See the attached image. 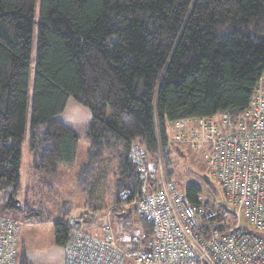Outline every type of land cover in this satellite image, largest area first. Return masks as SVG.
Returning <instances> with one entry per match:
<instances>
[{"label": "trees", "instance_id": "trees-1", "mask_svg": "<svg viewBox=\"0 0 264 264\" xmlns=\"http://www.w3.org/2000/svg\"><path fill=\"white\" fill-rule=\"evenodd\" d=\"M35 1L0 0V215L6 217L18 209ZM36 43L29 128L35 174L56 175L75 164L79 136L54 119L68 98L89 110L91 122L75 179L84 198L81 221L71 218L66 202L61 216L49 219L52 211L39 196L24 217L52 222L54 244L64 247L71 227L81 229L82 221L95 227L110 210L115 232L139 229L146 242L152 226L134 212L118 215L116 207L119 191L139 184L129 150L143 149L148 161L160 152L166 169L170 123L241 118L264 80V0H40ZM181 192L191 204L201 194L192 184Z\"/></svg>", "mask_w": 264, "mask_h": 264}, {"label": "built area", "instance_id": "built-area-1", "mask_svg": "<svg viewBox=\"0 0 264 264\" xmlns=\"http://www.w3.org/2000/svg\"><path fill=\"white\" fill-rule=\"evenodd\" d=\"M174 124L180 130L170 142L189 140L203 149L209 175L230 208L201 198L191 204L166 179L160 152L148 161L143 149L132 146L128 156L139 184L121 189L118 198L134 205L138 219L152 226V237L144 242L139 229L115 232L108 218L96 234L71 227L65 264H264V90L256 89L235 121L222 114L218 121ZM241 218L251 231H242ZM19 226L0 215V264H15Z\"/></svg>", "mask_w": 264, "mask_h": 264}, {"label": "rangeland", "instance_id": "rangeland-1", "mask_svg": "<svg viewBox=\"0 0 264 264\" xmlns=\"http://www.w3.org/2000/svg\"><path fill=\"white\" fill-rule=\"evenodd\" d=\"M39 2L40 0L35 1L34 8L26 124L21 143V162L19 169L20 188L16 198L18 209L7 211V216H10L11 218L13 217L17 220L19 219L21 222L17 236L19 251L17 255L18 258H16V264H21V254H25L24 257L28 264H64L62 261V249L57 247L53 242L54 234L52 222H36L32 218H25L23 215V209H26L28 206L33 207L34 201L37 200V196L45 199L43 204L45 211H52V213L48 215L49 219L61 216L59 205L63 202L72 205L73 209L71 210L72 213H70L73 216L78 211V209H76L77 206H83L84 198L75 184V179L78 169L86 160L84 134L90 125L91 116L89 110L85 106L72 97L68 98L63 111L56 115L54 119L69 126L79 136L75 164L72 167H59L60 170L56 175L35 174L32 167L33 154L29 148V128L31 120V95L33 88L34 62L37 46ZM188 124L194 125L193 120L188 121ZM179 130L180 129L176 124L170 123L167 127L168 136L171 137L170 139H172ZM183 132L184 134H188L186 131ZM168 149L170 151L167 155L169 164L165 165L166 169L164 167L163 171L165 170L164 174L166 176L167 174H170L169 177L177 185L179 191H183L187 185L192 184L200 189L201 199L213 201L218 206L221 205L230 208L223 198L220 186L209 175V165L203 158L202 148L195 150L190 146L189 140L184 142L172 140V142L169 141ZM159 156L161 157V155ZM161 160L163 164L164 161L162 157ZM53 195L55 197H52ZM116 207L117 209H120V214L118 215H127L128 213L134 212V216H137L136 210L134 211L135 207L132 203H122L118 201ZM2 209V204H0V212H2ZM80 215H82V212H80L79 216ZM104 215L105 216L102 215L100 217L101 223L97 226H101L105 218L110 220L115 219V216L110 210L106 211ZM125 225L130 226L131 222L125 221ZM240 227L243 232H249L252 230L244 218H241ZM125 229L129 230L133 228L127 227ZM22 259L24 258L22 257Z\"/></svg>", "mask_w": 264, "mask_h": 264}, {"label": "crops", "instance_id": "crops-1", "mask_svg": "<svg viewBox=\"0 0 264 264\" xmlns=\"http://www.w3.org/2000/svg\"><path fill=\"white\" fill-rule=\"evenodd\" d=\"M259 88L260 89H262V90H264V80H262L261 81V83H260V86H259ZM187 122V125H191V124H188V121H186ZM172 124H174V123H172ZM169 138H171V137H169ZM60 169L58 168V171H59ZM44 175V174H43ZM69 203V202H68ZM83 205V204H82ZM69 206H70V211L68 210V212H69V215L71 216V218H73V220H75L76 221V218H78V214L81 212L80 210H83L84 208H83V206L81 207V206H77V208L76 209H78V211H77V213L73 216V215H71V213H72V205L69 203ZM80 209V210H79ZM71 212V213H70ZM105 216V215H104ZM80 218H78L77 220H79ZM101 218L99 219V222H98V225H99V223H101ZM79 221H81V220H79ZM111 221H113V220H111ZM85 227V228H84ZM86 227H87V229H86ZM99 227L100 226H92L90 229H89V226H88V224L87 223H85V222H83L82 221V223H81V226H80V228H81V230H83V231H85V229H86V231H87V233H90V234H96L97 232H98V229H99ZM114 227V226H113ZM17 236H18V234H17ZM53 242H54V240H53ZM58 247V246H57ZM61 249H62V261H63V263L65 264V262H64V247H60ZM19 249V247H18V242H17V255H18V250ZM17 255H16V258H18L17 257ZM22 256H21V258H20V261L22 260V257L25 259V257H24V255L25 254H21ZM16 258H15V264H16ZM25 261H26V259H25ZM27 262V261H26ZM28 264V263H27ZM125 264H130V262H128V261H126L125 262Z\"/></svg>", "mask_w": 264, "mask_h": 264}]
</instances>
